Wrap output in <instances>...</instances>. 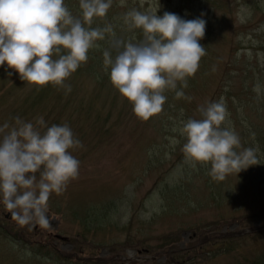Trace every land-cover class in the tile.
Listing matches in <instances>:
<instances>
[{"label": "rangeland", "instance_id": "rangeland-1", "mask_svg": "<svg viewBox=\"0 0 264 264\" xmlns=\"http://www.w3.org/2000/svg\"><path fill=\"white\" fill-rule=\"evenodd\" d=\"M168 1V12L174 8L187 14L191 2L200 8L196 0H112L106 17L95 19L91 27L110 24L117 39L127 38L130 32L123 16L128 11H155ZM218 1L232 10L213 24V88L205 82L197 90H182L181 98L171 91L162 111L147 121L137 119L132 106L122 101L113 87L100 88L96 83V58L101 51L112 49L109 36L97 42L99 48L89 51L92 58L65 81L71 91L67 87H53L49 95L40 96L51 85L36 92L35 88L17 82L16 74L9 77L7 65L0 66V127L14 124L16 117L34 124L43 117L42 132L54 124H67L82 145L71 150L80 162L78 177L48 201L47 216L55 226L51 232L67 241L52 236L48 240V226L19 224L29 243L11 245L0 236V264H94L89 259L99 257L101 264H264V224L258 221L259 215L264 214V192L258 191L264 185V156L257 151L263 145L251 126L264 127V95H254L258 76L242 67V59L251 66L264 61V45L263 51L260 49L264 41V1ZM64 3L74 17H80L79 0ZM201 7L203 19L206 14L223 12L206 3ZM186 20L193 19L190 15ZM238 34L245 46L251 47L245 57L235 60L233 52L226 57L227 43L230 38L237 41ZM131 39L136 40L137 36ZM234 61L237 65L232 64ZM228 65L232 70L230 88L238 94L234 104L240 103L242 107L239 106L235 118L230 113V120L227 117L223 126L228 127L230 122L241 140L238 151L254 149L258 164L217 182L208 175L207 166L193 168L185 161L182 147L186 141L179 128L182 121L202 118L198 109L209 104L217 86L223 85ZM259 76L264 79V70ZM187 83L192 85L189 79ZM34 100L42 102L32 103ZM234 122H239L237 128ZM10 219L11 214L0 204V229L19 233ZM229 224H233L234 230ZM245 228L263 235L256 231V235L246 234L242 232ZM206 231L214 240L197 244L199 233ZM46 241L52 242V248L46 246ZM168 250L177 252L166 258ZM30 253L47 257L38 258ZM119 256L145 259L135 261Z\"/></svg>", "mask_w": 264, "mask_h": 264}, {"label": "clouds", "instance_id": "clouds-1", "mask_svg": "<svg viewBox=\"0 0 264 264\" xmlns=\"http://www.w3.org/2000/svg\"><path fill=\"white\" fill-rule=\"evenodd\" d=\"M112 0H79L80 17H74L64 0H0V66L18 73L30 89L70 87L65 81L99 48L98 41L111 37L113 57L103 51V64L112 87L132 106L134 116L147 121L163 109L167 91L184 97L178 84L188 79L206 55L200 44L206 21L181 19L165 12L130 10L123 16L129 32L140 30L142 39H117L113 27L92 28L105 18ZM11 74V73H9ZM253 91L260 93L256 84ZM187 98V97H185ZM201 119L181 122L184 159L193 168L208 167L213 181L257 165L254 149H241L239 135L223 126L227 110L222 101L198 109ZM45 127L43 117L35 124L16 117L0 127V204L21 225L47 227L48 201L59 195L79 175L80 162L71 150L81 147L67 124Z\"/></svg>", "mask_w": 264, "mask_h": 264}, {"label": "trees", "instance_id": "trees-1", "mask_svg": "<svg viewBox=\"0 0 264 264\" xmlns=\"http://www.w3.org/2000/svg\"><path fill=\"white\" fill-rule=\"evenodd\" d=\"M196 1H198V3L201 5H203L202 1H204L209 7L213 8L215 10L221 9V10H223L224 13H229V11H230L229 6H223L218 0H196ZM256 4L259 5L258 3H256ZM196 6L197 5H195L191 2V5L189 7V11L187 14L183 13L182 9H178V10L172 9L171 12H168L167 7L166 8L164 7L162 13L159 12V10H158V16H163L165 12H168V13H173V14L178 15L181 19H184V20L189 18L190 15L193 19H197V18H199L200 13H199V9ZM200 11L203 12L202 7H201ZM209 16L206 14L207 21H206L205 35H204V38L200 41V44L205 47L206 55H204L201 58V60L199 61V68H198L196 74L198 76H200V80H203L204 82H206L208 84L209 87L213 88L212 74L209 73L212 71L211 56H212L213 24L215 22H218V18L220 16H218V14L216 12H214L213 14H209ZM263 16H264V12H263ZM230 40H231V45H234L236 41H233L231 38H230ZM111 52H112V54L116 53L115 50H113ZM93 59H95V58H93ZM98 61H99V63L97 62V64H99V69H100L102 67L103 62H100V61H102L101 58H98ZM245 71H248V70L246 69ZM101 72H104V70ZM229 74H230V72L226 73V76H225L226 78L223 79L224 80L223 85L217 86V93L213 97V99H215L216 102H220L221 97L226 96V99L229 100V103L231 105H233L234 104V101H233V95L234 94L231 93L232 90L230 88V85L232 84V76H230ZM103 80L104 81H110L108 76H104L102 78H99L97 80V83H99L100 87L103 86V82H104ZM197 84H199V82L197 80H193L192 85L188 83V86L186 88H183L181 85L178 84L177 88L186 90L187 88L194 87ZM217 85H218V83H217ZM168 92H170V91H167L166 93H168ZM246 106H248V105L243 104V107H246ZM240 107H242V106H240ZM235 112H237V107H235ZM257 131L261 132L258 129H257ZM260 135H261V142H263V148H262L263 154L261 156H264V137L262 136V134H260ZM259 264H262V263H259Z\"/></svg>", "mask_w": 264, "mask_h": 264}]
</instances>
